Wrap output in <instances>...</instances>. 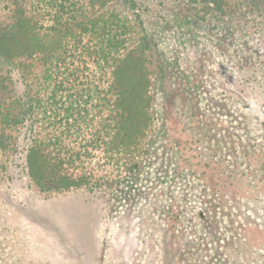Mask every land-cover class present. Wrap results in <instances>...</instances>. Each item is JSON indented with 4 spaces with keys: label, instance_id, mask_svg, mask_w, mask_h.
<instances>
[{
    "label": "rangeland",
    "instance_id": "rangeland-1",
    "mask_svg": "<svg viewBox=\"0 0 264 264\" xmlns=\"http://www.w3.org/2000/svg\"><path fill=\"white\" fill-rule=\"evenodd\" d=\"M111 4L139 14L163 63L152 93L164 150L133 188L87 194L39 192L18 154L0 160V264H264V17Z\"/></svg>",
    "mask_w": 264,
    "mask_h": 264
},
{
    "label": "trees",
    "instance_id": "trees-1",
    "mask_svg": "<svg viewBox=\"0 0 264 264\" xmlns=\"http://www.w3.org/2000/svg\"><path fill=\"white\" fill-rule=\"evenodd\" d=\"M31 1L0 0V160L18 154V176L45 194L133 188L165 146L152 93L165 72L139 14L114 0ZM185 1L264 17V0Z\"/></svg>",
    "mask_w": 264,
    "mask_h": 264
}]
</instances>
